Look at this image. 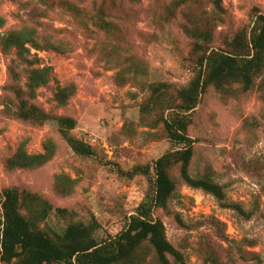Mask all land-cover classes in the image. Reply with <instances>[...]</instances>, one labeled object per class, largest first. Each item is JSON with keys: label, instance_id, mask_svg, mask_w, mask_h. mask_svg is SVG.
<instances>
[{"label": "rangeland", "instance_id": "obj_1", "mask_svg": "<svg viewBox=\"0 0 264 264\" xmlns=\"http://www.w3.org/2000/svg\"><path fill=\"white\" fill-rule=\"evenodd\" d=\"M262 14L264 0H0V192L16 188L46 201L48 217L39 228L49 234L76 222L98 242L119 234L151 195L153 163L181 149L158 122L171 110H142L149 86L165 84L169 94L186 87L200 56L195 35H207L205 47L229 51L234 37L247 35ZM20 31L31 32L39 45L26 46L32 67L49 68L48 83L30 103L73 120L70 135L94 157L75 155L55 122L13 116L9 70L16 69L24 86L28 67L4 39ZM63 89L70 96L61 105L56 95ZM188 117L190 175L220 186L225 201L252 218L187 187L176 168L170 172L176 191L154 218L187 264H264V71L248 91L208 88ZM19 146L29 155L51 146L53 155L33 169L12 168ZM56 209L69 215L60 218Z\"/></svg>", "mask_w": 264, "mask_h": 264}, {"label": "trees", "instance_id": "obj_2", "mask_svg": "<svg viewBox=\"0 0 264 264\" xmlns=\"http://www.w3.org/2000/svg\"><path fill=\"white\" fill-rule=\"evenodd\" d=\"M3 21L0 18V28ZM196 51L200 56L197 70L190 83L166 92L167 85L149 86V103L142 107L145 112L163 105L171 113L158 119L163 132L172 144L180 150L167 152L153 163V186L149 195L127 220L125 228L114 237L96 241L89 229L82 223H70L61 234H49L39 228L46 221L50 205L38 195L16 188H6L0 192V264H187L183 254L173 247L166 238L162 222L154 218L157 210H166L176 191V183L171 170L178 169L180 181L187 187L200 190L214 197L223 208L230 209L246 220L252 218L239 204L227 203L223 189L206 178H194L189 173L193 141L187 135L189 115L195 110L199 99L212 87L218 91L227 86L239 85L248 91L254 79L264 71V14L257 15L252 28L246 35L237 34L231 50L224 51L205 47L206 34L195 35ZM6 45L17 50V57L28 67L26 83H19L20 74L10 68L7 89H11L15 102L13 116L22 122L43 124L49 120L56 123L58 133L67 147L77 156L92 158L95 151L84 142L75 139L70 131L75 122L63 117H52L30 100L35 90L49 81V68H33L34 60L28 59L26 46L39 48L31 32L8 33ZM60 90L56 99L65 104L70 94ZM167 98L166 104L161 99ZM10 102V101H9ZM9 106V105H8ZM163 111L161 113L163 114ZM45 154L29 155L19 146L10 160L12 168L33 169L44 165L53 155L51 146L45 147ZM138 170L135 169L134 173ZM148 174V170L145 171ZM60 218L69 214L65 209H56Z\"/></svg>", "mask_w": 264, "mask_h": 264}]
</instances>
